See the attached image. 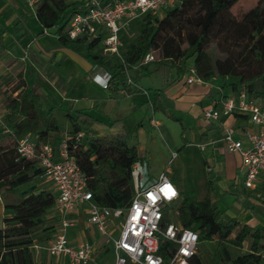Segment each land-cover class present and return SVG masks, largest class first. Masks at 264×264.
Returning a JSON list of instances; mask_svg holds the SVG:
<instances>
[{"label":"trees","instance_id":"trees-1","mask_svg":"<svg viewBox=\"0 0 264 264\" xmlns=\"http://www.w3.org/2000/svg\"><path fill=\"white\" fill-rule=\"evenodd\" d=\"M238 1L178 0L160 11L146 12L120 27L121 57L103 52V30L92 37L70 39L67 36L69 18L79 10L81 1L38 0L35 16L43 30L54 28L59 45L109 72L110 82L128 69L138 67L151 72L161 64L175 67L181 77L191 65L203 81L228 78L223 85L232 90L231 94L244 90L259 102L264 99V0H259L240 19L231 12ZM6 31L0 25V35ZM149 52H156L158 56L145 62ZM187 57H192L190 64L185 62ZM11 80L12 76L6 74L0 88ZM123 86L127 93L131 92L130 82ZM20 87L6 104L9 111L21 114V118L12 124L15 144L0 145V190L23 189L18 192L16 202L5 206L10 214L4 217V226L0 228V264H36L33 245L45 244L57 228L46 219L54 206L56 193L38 189L31 183L41 176L42 170L36 159L21 157L16 144L17 138L27 133L36 147L44 143L54 145L58 142L50 141L49 133L59 131V124L52 110H44L37 92L22 79L15 84V89ZM153 100L163 110L172 106L163 87L154 90ZM61 106L70 108L67 101L61 102ZM69 120L71 128L65 138L68 151L84 173L85 185L93 200L110 208L127 207L135 190L132 165L142 159L136 146L128 142L131 134L113 135L109 140L89 138L84 125L89 126L93 118L75 110V116H70ZM80 132L83 136L77 138ZM176 211V223L196 230L199 243L228 240L241 248L248 236L252 238L250 250L235 257L223 246L224 263L264 264L261 254L264 225L252 229L246 224L240 225L234 218L225 220L211 199L183 197ZM39 230L42 233L36 238ZM190 264H205L197 250Z\"/></svg>","mask_w":264,"mask_h":264},{"label":"crops","instance_id":"crops-1","mask_svg":"<svg viewBox=\"0 0 264 264\" xmlns=\"http://www.w3.org/2000/svg\"><path fill=\"white\" fill-rule=\"evenodd\" d=\"M35 8L36 6H30L27 0H0V25L7 30L0 35V83L6 74L12 76L11 82L0 88V93L7 94L9 101V96L14 97L22 88L15 89V84L22 79L27 87L37 92L44 110L51 109L54 117L55 109L52 105L54 96L56 94L64 98L68 96L72 103L69 102L68 112H63L65 127L62 128L55 117L59 131L49 133L50 141L56 143L66 138V132L71 127L69 117L74 116L73 111L80 110L94 119L90 123L93 128L104 133L111 136L126 132L136 134L134 145L142 158L137 163L140 181L144 179L149 184L161 173H165L177 187L180 198L182 195L185 197L184 182L176 175L183 174L189 187L203 190L201 199L195 197L191 200L211 199L225 220L234 218L240 225L246 224L252 229L264 225V176L258 178L254 187H246L243 184L244 167L241 156L236 152L226 151L221 141L224 127L232 126L235 137L240 139L244 146H248L245 131H256L258 126L253 124L248 116L239 113L221 115L219 119L212 121H206L202 117V110L205 107L217 106L221 99L231 94L232 90L223 85L228 78L215 77L209 81L187 84L186 71L179 77L177 73L170 75L162 73L159 69L151 72L143 69L134 79H130V93H127L121 84H113V81L104 88L98 81L106 71L91 65L77 53L59 45L54 32L51 33L53 44L49 47L45 45L47 43L44 42V38L50 31L42 29L35 16ZM24 46L25 48L28 46L29 49L26 54ZM145 78L151 80L150 84L155 86L153 89L143 83ZM12 85L13 89L9 91ZM162 87L172 103V106L165 110L153 100L154 90ZM97 98H100L103 104L95 101ZM124 98H128V101H121ZM7 102L3 106L4 115L13 113L6 108ZM146 102L153 113L161 111L168 121L173 120L175 127H179L176 138L169 133L165 134L166 151L159 172L155 176L149 174L148 153L138 136L143 129L141 118L149 111L145 107ZM259 103L264 106V99L259 100ZM19 115L21 118V114ZM104 116L108 126L106 131L99 127L105 122ZM157 120L163 129L162 132L166 133L165 122ZM199 145H204V149ZM183 152L187 157L185 162L179 159V154ZM38 179L42 180L38 183V189H49L56 193L49 179L43 176L36 180ZM18 198L17 190H0V228L4 226V217L10 214L5 206L16 202ZM86 207V203H81L66 214V218L73 222V226L67 232L68 239L74 244L88 241L92 245L93 264H108L110 257L114 259L112 246L106 244L104 236L88 223ZM46 219L57 227L61 214L52 208L46 214ZM86 228L96 230V235L93 236L90 232L88 235L84 230ZM241 248L244 253L248 251L244 248V243ZM261 254L264 255V250ZM34 255L37 258L36 264H69L65 256H51L44 249L38 250ZM99 256H102L101 261L98 260Z\"/></svg>","mask_w":264,"mask_h":264},{"label":"built area","instance_id":"built-area-1","mask_svg":"<svg viewBox=\"0 0 264 264\" xmlns=\"http://www.w3.org/2000/svg\"><path fill=\"white\" fill-rule=\"evenodd\" d=\"M78 1H81L80 8L69 18L67 36L70 39L92 37L103 30V52L121 57L120 27L146 12L172 6L178 0ZM37 2L27 0L30 6H36ZM154 59V53L149 52L144 61ZM185 71L187 84L203 81L193 66L189 65ZM110 78L111 74L105 72L98 83L106 88ZM128 82L131 80L128 79ZM236 113L248 116L258 129L245 131L248 146L235 137L232 126L224 127L221 141L226 151L241 156L243 184L252 188L258 178L264 176V106L250 98L244 90H239L225 96L219 105L205 107L202 117L212 121L221 115ZM149 123L155 128L160 125L153 115ZM82 136L83 132H80L77 138ZM199 147L204 149V145ZM16 150L21 157L37 160L42 170L41 176L49 179L56 189L53 208L61 214L55 234L45 244L33 245L35 254L44 249L51 256H65L69 264H93L92 245L88 241L71 243L67 236L73 222L66 218V214L79 204L86 203L87 221L104 236L106 244H111L114 264H125L127 261L132 264H190V258L198 249V232L167 220V210L179 198L178 189L167 174L161 173L155 181L140 185L137 164H133L135 190L129 205L110 208L93 200L92 193L85 185L84 173L69 154L65 138L54 145L44 143L36 147L34 139L25 133L17 138Z\"/></svg>","mask_w":264,"mask_h":264},{"label":"rangeland","instance_id":"rangeland-1","mask_svg":"<svg viewBox=\"0 0 264 264\" xmlns=\"http://www.w3.org/2000/svg\"><path fill=\"white\" fill-rule=\"evenodd\" d=\"M258 1L259 0H239L238 2H236L232 6L231 12L235 15V17L237 19L243 18L244 15L252 7H254L258 3ZM49 31H50V33H47V36L44 38V42L47 43V44H45V45H47V47H49V45L53 44L52 43L53 42L52 41V34L54 32V28H50ZM23 49H24V54L27 53L29 50V49L25 48V46L23 47ZM157 56H158V54L155 52L154 57L156 58ZM191 61H192V57H187L185 59V62L188 64H190ZM158 69L164 74L176 75L175 67H171L168 64L167 65L161 64V65H159ZM141 70H143V69L141 68ZM139 71H140V68H138V67L128 69V70H126L125 74L120 73L119 76H117V78H115L113 80V84H116V85L121 84L123 86L124 84H126L128 82V79H131V80L134 79V77L136 76L137 73H139ZM168 77H170V76H168ZM143 83L146 84V86H148V87L151 86L150 87L151 89H153V87H155V86H152V84H150L151 83L150 79L145 78ZM66 85H65V87H67ZM12 89H13V85L9 89V91ZM122 100L128 101V98L121 99V101ZM7 101H8L7 94L3 95L0 93V145H2V146H8V145L15 144L13 131H12V124L15 120H17L20 117L19 114L14 113V112L4 115L3 106ZM63 101H67V103L70 102V104L72 103L70 101V99L68 98V96L66 98H64V97H60L59 95L56 94V96H54V98L52 99V103H53L52 105L54 106V109H55L54 115L57 118V120L59 121L60 126L62 128L65 127L63 112L64 113L68 112V110L65 106L64 107L61 106V102H63ZM95 101L103 104V102L101 101L100 98H97V100H95ZM145 104H146L145 105L146 109H149V111H148V114L146 116H144V118H141V119H143V129H142V132L139 133L140 135H138V136L142 140V142H143L142 144L145 145V149L147 150L146 152L148 153L147 161L149 164V168H148L149 174L155 176L159 172V169H160V166L162 163V159L165 155V151H166V145H165L166 138H165V136L167 135V133H169L173 138H176L178 136V133H179V129H178L179 127L178 128L175 127L173 120L168 121V119H166L165 115L161 111H159L155 114L150 110L149 103L146 102ZM152 108H153V106H152ZM73 115L75 116V111H73ZM152 115L156 119H160V120L165 122L164 127H165V130L167 131L166 133L162 132L163 129L160 128V126H158L156 128H152L149 125L148 119ZM103 118L105 119L104 120L105 122L99 127L102 130L105 129V131H106L108 129V126L106 124V121H107L106 116H104ZM84 127H87V128H85V131H86V135H88L89 138H103L105 140H109L111 138V134L104 133V132L100 131L99 129L93 128L92 125H90V126L84 125ZM70 128L71 127H69V129L67 130V132H66L67 134H68ZM161 132L164 134H162ZM131 134H132V136H131V138H129L130 139L129 143L134 145L135 144L134 140L137 139V136L133 132H131ZM179 159L183 162H185L187 160V157H186L184 152L179 154ZM144 168L146 169L145 165H144ZM176 176L179 179H183L182 180L184 182L183 192H184L185 197H187L190 200L194 199L195 197L201 199L203 190H201L200 188L199 189L198 188L193 189V188L189 187V185L186 183L187 182L186 176L184 177L183 174H177ZM41 181H42L41 179H38V180L34 179L31 183L34 186L38 187V183ZM140 185H147V183L145 182L144 179H142ZM22 189L23 188L18 189L17 192H19V194H20ZM182 198H183V195L175 202V204L172 207H170L167 210V212H166L167 217L166 218L168 221L177 222L176 221L177 217H176V213H175L176 205ZM47 222L49 223L50 221H47ZM76 228L78 229V226ZM84 230L88 235L91 233L93 236H95L97 233L96 230L91 229V228H86ZM41 233H42V231L39 230L38 232H36L35 237L37 238V236L40 235ZM77 234H78V230H77ZM231 239H232V236L230 237L229 240H231ZM251 242H252V238L250 236H248L244 241V248L248 249V251L250 250ZM262 244H264V240H262ZM223 246L226 247V249L229 251V253L234 257L244 253L242 251V248H238V247L231 245L230 241L227 240L223 243H219L217 239H214L212 241H205V242L199 243L197 251L200 253V256H201V258L205 264H232L230 262H228V263L223 262L224 255L221 251ZM104 252L106 253L108 251H104ZM34 258H35V261L37 262V258L35 257V255H34ZM98 260L101 261L102 256H99ZM113 260H114L113 257H110L108 264H112L114 262Z\"/></svg>","mask_w":264,"mask_h":264}]
</instances>
